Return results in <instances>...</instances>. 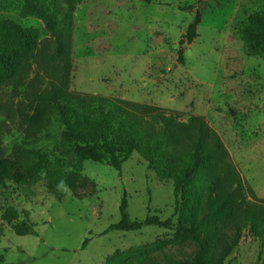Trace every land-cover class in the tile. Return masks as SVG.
Wrapping results in <instances>:
<instances>
[{
	"label": "rangeland",
	"instance_id": "rangeland-1",
	"mask_svg": "<svg viewBox=\"0 0 264 264\" xmlns=\"http://www.w3.org/2000/svg\"><path fill=\"white\" fill-rule=\"evenodd\" d=\"M197 11L198 36L181 44ZM262 11L264 0H83L74 13L71 89L153 104L185 117L202 115L225 144L245 200L264 203V56L248 54L242 34L248 17ZM1 16L39 28L40 38H49L42 21L26 13L23 0H0ZM35 67L32 60L31 78ZM25 91L26 85L0 87V146L7 154L14 145L44 154L71 191L58 199L43 182L28 190L10 183L0 186V264H105L116 250L155 241L165 242L146 264H194L199 243L175 240L174 228L145 226L103 234L120 219L124 193L131 218L157 214L176 226L173 180L160 181L136 151L121 173L104 162H77L64 135L66 126L57 118L34 142L27 140L21 123L30 110ZM10 206L29 212L36 234H15L2 216ZM210 212L205 196L199 219L202 241ZM24 217L21 213L20 219ZM263 260L259 239L235 225L219 230L214 264Z\"/></svg>",
	"mask_w": 264,
	"mask_h": 264
},
{
	"label": "trees",
	"instance_id": "trees-1",
	"mask_svg": "<svg viewBox=\"0 0 264 264\" xmlns=\"http://www.w3.org/2000/svg\"><path fill=\"white\" fill-rule=\"evenodd\" d=\"M82 1L23 0L26 13L42 21L43 31L49 35L46 39L40 38L39 28L23 26L11 16L0 17V87L13 85L17 89L26 85L30 110L23 114L21 123L27 140L32 142L57 118L66 126L64 135L72 142L77 162H104L121 173L123 163L136 151L147 162V168L156 171L160 181L173 180L176 226L171 218L162 219L157 214L131 218L124 193L120 219L103 234L113 230L137 231L145 226L174 228L175 240L199 243L194 264H214L218 232L230 225L244 229L247 236L259 239L264 246V203L245 200L243 182L225 144L202 115L185 117L182 112L153 104L71 89L74 13ZM200 21L201 13L197 11L181 44L192 43L198 36ZM242 34L248 54L264 56V11L248 17ZM178 54L183 61V48ZM32 60L36 67L31 78ZM41 169L47 171L46 180L38 175ZM61 179L39 151L14 145L7 154L0 146V186L10 183L28 190L43 182L60 199L64 193L57 191L56 185ZM205 196L211 212L202 241L199 219ZM21 213L25 215L23 219ZM2 216L15 234H36L27 210L20 212L10 206ZM88 242L86 238L83 249ZM164 242L116 250L105 264H146L150 253Z\"/></svg>",
	"mask_w": 264,
	"mask_h": 264
},
{
	"label": "clouds",
	"instance_id": "clouds-1",
	"mask_svg": "<svg viewBox=\"0 0 264 264\" xmlns=\"http://www.w3.org/2000/svg\"><path fill=\"white\" fill-rule=\"evenodd\" d=\"M38 175L41 177L42 180L47 179V171L46 170L41 169L40 172L38 173ZM56 188H57V191H60V192L70 193V191H71L66 180H64V179H61L57 182Z\"/></svg>",
	"mask_w": 264,
	"mask_h": 264
}]
</instances>
